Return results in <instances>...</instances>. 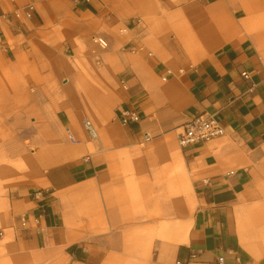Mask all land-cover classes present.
Returning <instances> with one entry per match:
<instances>
[{
    "label": "crops",
    "instance_id": "1",
    "mask_svg": "<svg viewBox=\"0 0 264 264\" xmlns=\"http://www.w3.org/2000/svg\"><path fill=\"white\" fill-rule=\"evenodd\" d=\"M124 4L137 18L132 25L106 10L103 1L75 4V16L81 20L69 26L68 38L95 53L87 56L94 70L83 88L80 72L65 59L56 60L50 47L35 39L42 57L34 63L35 78L29 88L13 93L21 116L31 117L38 130L37 156L30 157L44 169L42 191L34 199H24L32 205L27 219L38 222L41 238L59 228L57 239L72 242L64 253L68 264H174V259L181 264H264V0ZM40 21L34 14L30 24L37 28ZM120 22H125L124 35L109 32ZM16 25L0 15L2 37L3 26ZM97 34L106 46L91 40ZM0 47L3 58L15 62L9 46ZM47 62L53 78L60 81L53 93L46 91ZM122 110L135 112L138 119L123 123ZM204 115L213 116L224 133L180 146L183 126ZM84 118L96 127V138L84 128ZM150 141L177 142L193 209L179 242H166L149 259L133 253L131 261L126 247H135L132 241L143 242L139 232L145 226L136 223L142 215L119 213L124 205L112 206L106 200L111 214L95 206L87 224L70 228L69 220L63 224L65 199L92 182L103 189L106 178L117 173L113 164L118 151ZM8 175L14 173L0 169L3 182H15V176L5 180ZM181 220L184 226V216ZM103 222L124 225L113 238L100 241L92 234ZM133 231L137 234L129 239ZM86 236L95 243L88 250L73 243ZM98 244L106 248L97 249ZM218 257L223 260L218 262Z\"/></svg>",
    "mask_w": 264,
    "mask_h": 264
},
{
    "label": "rangeland",
    "instance_id": "2",
    "mask_svg": "<svg viewBox=\"0 0 264 264\" xmlns=\"http://www.w3.org/2000/svg\"><path fill=\"white\" fill-rule=\"evenodd\" d=\"M77 1L87 3L90 0H0V15L14 19L17 23L16 28L3 26V44L14 52L15 62L10 58L5 60L0 47V169L2 173L10 170L15 176L13 183L3 182L0 178V264H68L64 253L72 242H67L68 238L57 239L59 228L50 229L45 238H41L37 231L38 222L33 217L27 219L32 205L25 203L24 199H34L42 191L44 169L30 157L37 156L40 144L35 136L38 130L32 124L31 117L21 116L13 93L22 87L29 88L31 77L35 78L34 63L41 57L36 38L50 47L56 60L65 59L73 70L80 72L79 87H84V81L94 70L87 56L95 53L81 41L68 38L69 26L81 20L74 12ZM100 1L107 6L106 10L115 11L122 19L126 18L129 25L137 21L132 7L124 4V0ZM28 5L32 6L30 17L25 14ZM34 14L41 16L42 25L37 28L30 24ZM46 30L48 33L44 35ZM109 32L124 35L127 32L125 22L118 23ZM99 37L97 34L91 40L99 46H106ZM46 65V91L53 93L60 81L53 78L50 64L47 62ZM51 65L57 68V63ZM16 152L20 154L17 156ZM22 153L24 155L20 156ZM113 167L117 173L106 178L104 185H101L103 189H98L92 182L84 187L85 190L68 193L63 224L68 220L70 228L75 223L87 224L88 213L95 206L103 214H111L106 206V200H109L112 206L124 205L119 213L122 211L136 218L142 215L136 223L145 226L139 232L143 242L132 241L135 247H126L131 261L133 253L149 259L160 253V246L166 242H179L187 230L188 222L185 220L193 209V199L189 176L182 164L177 142L150 141L122 149L118 151L117 162ZM14 176H5V180L13 179ZM183 216L184 226L181 220ZM123 225L103 222L92 237H98L100 241L105 238L102 241H106L107 238H113ZM7 233L10 235L5 239ZM136 234L134 231L130 233L129 239H134ZM90 239L86 236L73 243L88 250L92 243L95 244ZM99 248L106 246L98 244ZM109 261L114 262L113 259Z\"/></svg>",
    "mask_w": 264,
    "mask_h": 264
},
{
    "label": "built area",
    "instance_id": "3",
    "mask_svg": "<svg viewBox=\"0 0 264 264\" xmlns=\"http://www.w3.org/2000/svg\"><path fill=\"white\" fill-rule=\"evenodd\" d=\"M88 1V0H86ZM32 6L28 5L26 10V16H31ZM3 44V39L0 35V45ZM121 121L127 123L129 121H136L138 116L135 112H130L128 110H122L120 112ZM84 128L88 131L91 138H96L97 133L93 125L89 120L83 121ZM224 133L223 126L211 115L200 116L197 120H191L187 122L181 129L179 134L178 144L184 146L197 141L207 140L216 136H220ZM147 141L149 137L147 134L144 136ZM223 260L222 257H218V262ZM174 264H181L179 260H175Z\"/></svg>",
    "mask_w": 264,
    "mask_h": 264
}]
</instances>
